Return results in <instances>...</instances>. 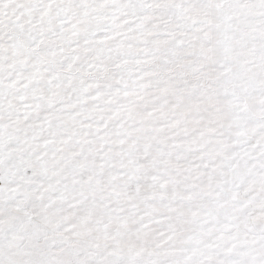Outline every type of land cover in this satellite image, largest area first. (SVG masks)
I'll use <instances>...</instances> for the list:
<instances>
[{
	"label": "snow or ice",
	"instance_id": "snow-or-ice-1",
	"mask_svg": "<svg viewBox=\"0 0 264 264\" xmlns=\"http://www.w3.org/2000/svg\"><path fill=\"white\" fill-rule=\"evenodd\" d=\"M0 264H264V0H0Z\"/></svg>",
	"mask_w": 264,
	"mask_h": 264
}]
</instances>
